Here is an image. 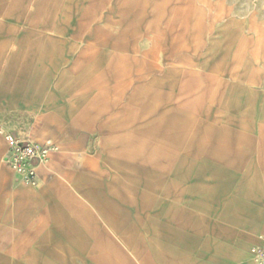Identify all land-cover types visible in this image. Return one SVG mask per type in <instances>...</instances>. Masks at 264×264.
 <instances>
[{"label": "crops", "instance_id": "0c3cea01", "mask_svg": "<svg viewBox=\"0 0 264 264\" xmlns=\"http://www.w3.org/2000/svg\"><path fill=\"white\" fill-rule=\"evenodd\" d=\"M17 19L0 6V125L45 160L28 186L0 137V264H254L264 108L166 137L123 65L160 33L123 8L25 34Z\"/></svg>", "mask_w": 264, "mask_h": 264}, {"label": "rangeland", "instance_id": "374dc122", "mask_svg": "<svg viewBox=\"0 0 264 264\" xmlns=\"http://www.w3.org/2000/svg\"><path fill=\"white\" fill-rule=\"evenodd\" d=\"M0 6L14 10L22 34L45 23L86 27L94 14L114 8L160 33L133 46L123 65L135 102L143 98L150 120L163 116L166 137L219 136L238 107L264 108V0H0Z\"/></svg>", "mask_w": 264, "mask_h": 264}, {"label": "built area", "instance_id": "2783aa9c", "mask_svg": "<svg viewBox=\"0 0 264 264\" xmlns=\"http://www.w3.org/2000/svg\"><path fill=\"white\" fill-rule=\"evenodd\" d=\"M0 137L6 143L7 151L4 161L15 168L25 184L30 187L38 185V168L43 165L44 151L28 140H19L0 125ZM260 245L254 250V264H264V235L259 237Z\"/></svg>", "mask_w": 264, "mask_h": 264}, {"label": "bare ground", "instance_id": "6f19581e", "mask_svg": "<svg viewBox=\"0 0 264 264\" xmlns=\"http://www.w3.org/2000/svg\"><path fill=\"white\" fill-rule=\"evenodd\" d=\"M254 250L255 249H253L252 251H251V254H252V260H253V258H254ZM254 262V261H253Z\"/></svg>", "mask_w": 264, "mask_h": 264}]
</instances>
